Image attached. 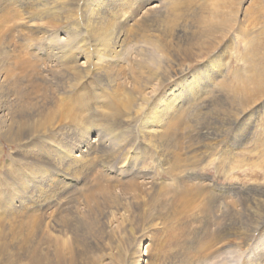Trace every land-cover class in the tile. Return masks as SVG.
<instances>
[{"label":"bare ground","instance_id":"obj_1","mask_svg":"<svg viewBox=\"0 0 264 264\" xmlns=\"http://www.w3.org/2000/svg\"><path fill=\"white\" fill-rule=\"evenodd\" d=\"M256 4L258 24L264 0ZM184 5L0 0L3 264H162L161 249L145 244L152 240L146 231L173 219L175 204L198 216L221 199L212 182L193 177L195 168L205 158L217 172L239 161L199 132L220 125L235 146L264 123L256 44L264 29L253 33L237 15L231 44L216 50L219 38L211 35L230 34L216 24L205 48L196 31L207 20ZM231 59L238 67L230 69ZM4 144L22 156L3 161ZM101 216L110 222L101 225ZM213 247L206 243L205 254L214 256Z\"/></svg>","mask_w":264,"mask_h":264},{"label":"rangeland","instance_id":"obj_2","mask_svg":"<svg viewBox=\"0 0 264 264\" xmlns=\"http://www.w3.org/2000/svg\"><path fill=\"white\" fill-rule=\"evenodd\" d=\"M179 1L185 4L183 10L190 9L193 18L204 17L207 20V24L200 26L196 31V38L198 39L196 43H202L201 45L205 43V48L212 45L211 40L206 37V32H210L209 27L217 26L216 24H222L223 30L226 27L230 32L224 40V35L222 36L221 32H219V35L218 33L211 35L213 39L215 37L219 38L216 41L218 40L220 43L214 45V47H217L216 50H225V44H231L232 33H236L234 30L238 26L231 29L233 21L230 18L237 15L239 20L248 25V27L244 26L253 33H258L264 29V17L260 18L262 21L258 24H256L257 17H255L256 3L260 0ZM201 7L204 8L203 11ZM250 16L255 17L257 27L248 24L252 21L251 18V20L249 19ZM205 27L208 28L206 31ZM158 36L154 34L153 38L157 39ZM258 36L260 37L257 38L256 44L260 43L262 45L261 47L257 46L258 52L257 50L256 52L261 54L264 59V34L260 35L259 33ZM216 41L214 40V42ZM198 44L196 45L200 47ZM236 67H238V64L231 59L230 69ZM222 97L227 100L228 104H231V96L228 97L223 92ZM262 101L260 100L257 103ZM206 111H203V113ZM254 126V133H251L250 136L249 134L244 135L240 141L242 143L235 146H232L231 133L226 132L220 125L213 126L209 124L208 133H205V129L200 130V135L213 137L216 138V141L222 142L228 150V155H231L229 159L232 161L237 159L239 162L226 165L223 171L217 172L214 163H206L209 160L208 158L201 160L200 169L195 168L196 172L193 177L196 179L198 176L202 183L212 182L217 189H220L222 194L221 199L212 211L196 216L190 213L189 209H182L175 204V214H170L173 215V219L166 220L161 227L158 226V228L146 231V234L151 235L152 240L146 241L145 244L150 243L151 247H156L155 250L161 249V252H156L163 253L162 264H247L248 261L264 264V245H258L260 241L258 239L264 235V123H255ZM229 149L235 151L234 154L229 152ZM248 149H251L252 152H249ZM3 150L5 152L3 161L5 162L10 161L12 156L15 158L22 156L15 145L4 144ZM164 180L168 182L167 178H164ZM213 190L215 191V189ZM45 208L47 209V206L41 208V212L44 214L47 211ZM110 220L107 216L99 217L101 225L110 222ZM51 233L57 236L62 235L56 230ZM46 236L47 231H44L41 238L43 239ZM100 237H102L101 233ZM206 243L214 245V256L205 254ZM213 248L210 249V252ZM93 251L102 256L105 252L104 249L100 248L93 249ZM199 255H202L203 260L201 261L203 262L193 261L194 257ZM25 259L24 262H28L29 259ZM147 259L157 262V259L153 256H147ZM0 264L3 263L0 261Z\"/></svg>","mask_w":264,"mask_h":264}]
</instances>
